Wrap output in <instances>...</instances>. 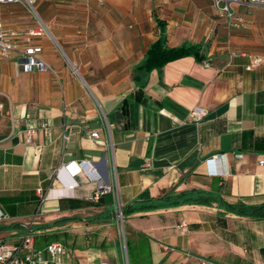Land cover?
Masks as SVG:
<instances>
[{"label":"crops","instance_id":"1","mask_svg":"<svg viewBox=\"0 0 264 264\" xmlns=\"http://www.w3.org/2000/svg\"><path fill=\"white\" fill-rule=\"evenodd\" d=\"M232 9L237 27L212 0H36L40 21L0 5L17 45L0 60V243L29 233L40 251L58 236L63 264H264V7ZM161 36L201 59L138 69ZM31 47L48 71L22 72ZM252 56L262 63L247 72ZM196 107L207 112L199 122L188 118ZM80 161L110 187L97 200L83 174L72 190L56 179ZM182 194L197 200L125 214L140 198ZM37 264L53 263L44 253Z\"/></svg>","mask_w":264,"mask_h":264},{"label":"built area","instance_id":"2","mask_svg":"<svg viewBox=\"0 0 264 264\" xmlns=\"http://www.w3.org/2000/svg\"><path fill=\"white\" fill-rule=\"evenodd\" d=\"M212 2L218 16L226 20L228 27H237L242 23V18L235 15L232 9L233 5L244 4L248 6L264 7V0H241L239 2L238 0H212ZM35 3L36 0H0V5H23L36 20L40 21L35 10ZM43 33L44 30L42 27L30 30L25 34V41L29 43L32 38L40 37L43 35ZM15 52H17L16 42L13 40L11 34L3 28V25L0 21V60L9 59L10 56ZM39 52L40 49L35 47L27 48L23 51L20 63L22 72L30 73L33 70L45 72L49 70V68L44 63L37 59L36 56ZM261 63L262 59L260 57L252 56L249 63L245 66V70L247 72L255 71L261 65ZM206 114L207 112L204 109L196 107L189 112L188 118L194 122H199L206 116ZM101 120L105 123L104 115L101 116ZM13 122L14 125H16L17 121L14 120ZM69 129L70 127H66L62 135L64 145H66L69 141ZM44 131L47 134L49 132L47 127L44 128ZM34 133V130H28L26 132L29 143L31 142V138ZM89 137L95 140L99 139V136L96 132H91ZM105 146L110 149L112 148V145L108 139L105 141ZM220 158V156H212V158L206 161V166L209 168L210 175L216 176L219 173L217 171L216 164ZM78 174H83L87 180L97 184L96 191L93 195L94 200H97L102 193L110 191L109 186L102 185V175L98 169H96L93 164L87 161L68 162L60 166L56 170V179L63 175L67 176L71 181L68 184V188L72 190L74 186H76V184L73 182V178ZM33 244V236L29 233L23 236L21 243L17 246H10L0 243V264H37L42 260L44 253L49 256L53 264H63L60 261V258L64 254V247L60 242H51L40 251H34ZM200 264L211 263L202 260Z\"/></svg>","mask_w":264,"mask_h":264},{"label":"trees","instance_id":"3","mask_svg":"<svg viewBox=\"0 0 264 264\" xmlns=\"http://www.w3.org/2000/svg\"><path fill=\"white\" fill-rule=\"evenodd\" d=\"M200 50L196 46L190 45H182L179 47L168 48L165 43V37L161 36L155 43H153L148 49L146 56L142 63L138 66V69L144 70L146 72H150L154 69H159L164 65L185 58V57H194L198 60L200 57ZM185 194L170 197L168 195H163L159 197L157 200H145L143 198L139 199V202H136L132 206H130L125 214L129 215L135 212H147L155 209H165L173 207L179 203L183 202H191L196 201L197 199H191L184 196ZM143 196V195H142ZM264 209V205L259 206L255 209V211H262ZM124 214V215H125ZM123 215V219L125 216ZM264 218V212H262L261 216ZM58 239V236H52L48 239V244L54 242Z\"/></svg>","mask_w":264,"mask_h":264},{"label":"water","instance_id":"4","mask_svg":"<svg viewBox=\"0 0 264 264\" xmlns=\"http://www.w3.org/2000/svg\"><path fill=\"white\" fill-rule=\"evenodd\" d=\"M123 214H124V212L121 211V212L119 213V216L122 217Z\"/></svg>","mask_w":264,"mask_h":264}]
</instances>
